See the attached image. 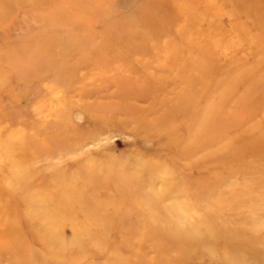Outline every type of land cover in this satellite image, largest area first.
I'll list each match as a JSON object with an SVG mask.
<instances>
[{"label":"rangeland","instance_id":"rangeland-1","mask_svg":"<svg viewBox=\"0 0 264 264\" xmlns=\"http://www.w3.org/2000/svg\"><path fill=\"white\" fill-rule=\"evenodd\" d=\"M115 2L0 0V264H264V0Z\"/></svg>","mask_w":264,"mask_h":264},{"label":"water","instance_id":"water-1","mask_svg":"<svg viewBox=\"0 0 264 264\" xmlns=\"http://www.w3.org/2000/svg\"><path fill=\"white\" fill-rule=\"evenodd\" d=\"M128 1L130 0H117V2H115L114 4L116 6H119L118 8H120L121 10L120 11H112L110 14L113 15V14H120L122 12H124L125 10H127L128 8H130V6L132 5H135L136 2H138L139 0H132L131 3H128ZM126 6H129L126 8Z\"/></svg>","mask_w":264,"mask_h":264}]
</instances>
